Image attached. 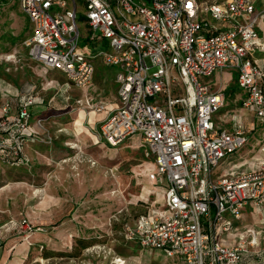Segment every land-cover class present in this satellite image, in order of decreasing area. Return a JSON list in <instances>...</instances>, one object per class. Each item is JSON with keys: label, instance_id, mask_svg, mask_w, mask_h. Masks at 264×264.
<instances>
[{"label": "built area", "instance_id": "built-area-1", "mask_svg": "<svg viewBox=\"0 0 264 264\" xmlns=\"http://www.w3.org/2000/svg\"><path fill=\"white\" fill-rule=\"evenodd\" d=\"M81 1L20 0L32 25L24 45L32 61L79 89L93 86L97 60L116 69L118 106L101 122L99 140L116 148L141 136L144 158L155 167L149 177L165 189L166 207L126 225L125 240L180 264L260 261L261 232L248 228L238 235L235 225L247 207L264 209V145L254 169L241 172L236 165L216 175L251 137L242 121L229 131L219 126L226 95L200 81L235 72L245 94L241 108L264 124V72L251 58L260 40L255 0ZM80 21L91 42L109 41L108 51L97 57L81 52ZM42 104L33 87L0 91V166H24L27 148L52 144L50 135L39 136L43 119L32 125ZM79 104L107 111L93 99ZM21 226L31 235L42 231L28 221ZM227 235L238 244L223 245Z\"/></svg>", "mask_w": 264, "mask_h": 264}, {"label": "rangeland", "instance_id": "rangeland-1", "mask_svg": "<svg viewBox=\"0 0 264 264\" xmlns=\"http://www.w3.org/2000/svg\"><path fill=\"white\" fill-rule=\"evenodd\" d=\"M82 16L85 8L80 11ZM79 26L83 54L97 57L109 50L108 40L91 42L85 23L80 21ZM9 32L16 37L23 33L25 40L32 35L20 0H8L0 6V91L8 84L20 93L33 87L43 104L35 110L32 125L43 119L44 130H39V136L46 139L50 135L53 142L27 148L29 163L24 166H0V257L8 245L30 243L35 234L42 235L37 245L65 251H72L74 239L84 235L100 238L105 245L93 247L74 260H45L39 251L40 257L31 255L26 264H180L162 251L142 249L124 238L126 225L166 208L165 189L149 177L155 167L144 158L141 136L116 148L107 147L99 140V127L92 129L91 115L95 111L79 104L88 98L96 104L112 100L116 96V69L97 60L93 86L73 87L61 73L33 62L24 44L12 47L4 42ZM200 81L226 95V106L216 116L219 126L229 131L236 121H242L251 137L215 174H226L241 164V172L254 169L256 159L263 156L264 124L241 108L245 94L238 86L237 74L226 70ZM23 221L42 231L26 233ZM239 224L238 235L248 228L261 232L264 253V209L247 207ZM222 240L225 246L238 244L233 236ZM251 264H264V255Z\"/></svg>", "mask_w": 264, "mask_h": 264}, {"label": "crops", "instance_id": "crops-1", "mask_svg": "<svg viewBox=\"0 0 264 264\" xmlns=\"http://www.w3.org/2000/svg\"><path fill=\"white\" fill-rule=\"evenodd\" d=\"M255 9H256L255 17L257 19L256 28L259 33L260 40L257 46L255 47V49L253 50V52L251 53V58L254 61V63L264 72V0H255ZM114 82H115V79H114ZM263 88H264V84H263ZM6 89L10 90L13 94L20 93V91L12 88L11 85L9 84L8 86H6ZM115 89H116V96L112 98V100H110L108 103L104 101L102 102L107 106V111H104L103 113H100L98 115L97 113H92L91 115V124L93 126L92 129H95V127H100L101 122L107 118V116L110 114L112 110L117 108L118 106L117 88ZM259 159H261V157ZM257 161L258 159H256V162ZM241 165L244 166V164H241ZM239 223H241V221L237 222L235 225L238 228H239V225H241ZM40 236L42 235H39V234L33 235L30 238L31 240L30 243H27L28 241L27 242L20 241V243H18L17 246H14L13 243L10 246L8 245L7 249L3 251L0 257V264H26V261L31 257V255L38 254V258L40 257L39 251L42 247L49 249L51 251H54V252L65 251L64 249L50 248L43 244L37 245V240ZM89 250L90 249H88L87 251Z\"/></svg>", "mask_w": 264, "mask_h": 264}, {"label": "trees", "instance_id": "trees-1", "mask_svg": "<svg viewBox=\"0 0 264 264\" xmlns=\"http://www.w3.org/2000/svg\"><path fill=\"white\" fill-rule=\"evenodd\" d=\"M7 1L8 0H0V6L7 3ZM22 14L25 15L23 12H22ZM28 28H30L32 30V25H31V22L29 21V19H28ZM22 34L20 36L16 37L12 34V32H9L5 36L3 41L10 44L12 47L19 45V44H24L27 39L25 40V37H23ZM5 51H9V50L6 48ZM124 228H123V230H124ZM99 245H105V241H101L100 238H86V237H84V235L83 236L79 235V237L77 239H74L72 251L54 252V251H51L49 249L42 247L40 249V251L42 252L40 256L45 260H52V259L74 260V259L81 258L83 253L85 251H87L88 249H91V248L99 246Z\"/></svg>", "mask_w": 264, "mask_h": 264}]
</instances>
